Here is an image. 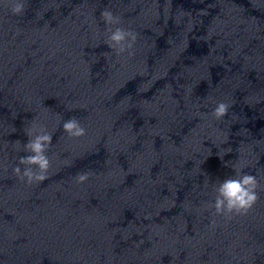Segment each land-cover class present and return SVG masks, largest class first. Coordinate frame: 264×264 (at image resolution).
<instances>
[{
  "label": "clouds",
  "instance_id": "1",
  "mask_svg": "<svg viewBox=\"0 0 264 264\" xmlns=\"http://www.w3.org/2000/svg\"><path fill=\"white\" fill-rule=\"evenodd\" d=\"M11 10L14 15H20L25 10V4L16 0ZM101 17L106 26L118 25L120 23L119 18L115 17L108 10L103 11ZM108 31L110 33L107 41L108 46L118 54L133 47L136 40L135 33L121 27H115L114 30L109 27ZM131 54L129 52V55ZM228 109V104L219 102L213 109L212 114L217 119H221L227 115ZM62 127L70 137H81L86 134V129L81 126L79 120L74 116L65 120ZM26 135L28 139L24 143V151L29 154L21 156L18 161L19 165H24L25 167L21 171V168L17 166L13 171L21 180L26 178L28 183L43 181L46 179V173L50 167L47 152L52 144V134L48 133L46 129L40 128L35 132H27ZM88 178L89 174L86 172L78 173L76 176L79 183L85 182ZM258 186L259 182L254 175L237 172L223 181H218L216 188L217 195L211 207L215 209L218 215L230 213L246 214L259 199Z\"/></svg>",
  "mask_w": 264,
  "mask_h": 264
}]
</instances>
